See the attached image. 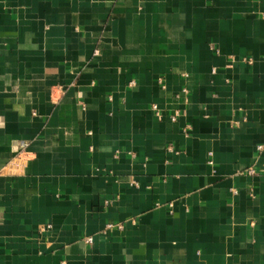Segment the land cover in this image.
<instances>
[{
  "label": "crops",
  "instance_id": "crops-1",
  "mask_svg": "<svg viewBox=\"0 0 264 264\" xmlns=\"http://www.w3.org/2000/svg\"><path fill=\"white\" fill-rule=\"evenodd\" d=\"M0 264H264V0H0Z\"/></svg>",
  "mask_w": 264,
  "mask_h": 264
},
{
  "label": "built area",
  "instance_id": "built-area-1",
  "mask_svg": "<svg viewBox=\"0 0 264 264\" xmlns=\"http://www.w3.org/2000/svg\"><path fill=\"white\" fill-rule=\"evenodd\" d=\"M159 83L161 84L162 88H165V86L163 85V82H162L161 80H159ZM184 93L187 94V90H184ZM152 110H153V112L156 114V116H158L159 118H162V112H161V110L159 109L158 105L154 104V105L152 106ZM178 116H179V112H176L175 114H173V115L171 116V119H172L173 121H175V120L177 119ZM262 149H263L262 146H259V147H258V150H259V151H261ZM247 174H248V175H255L256 172H255V170H254L253 168H250L249 170H247ZM112 228H119V229H122L123 226H122V225H117V226L109 225V226H107V229H112ZM87 242H88V243H92V242H93V238H88V239H87Z\"/></svg>",
  "mask_w": 264,
  "mask_h": 264
}]
</instances>
